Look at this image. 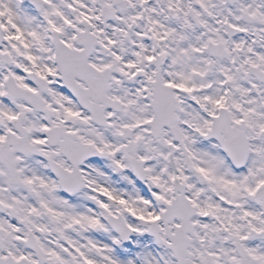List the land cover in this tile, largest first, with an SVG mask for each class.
I'll return each mask as SVG.
<instances>
[{
    "label": "snow or ice",
    "instance_id": "6c2138e0",
    "mask_svg": "<svg viewBox=\"0 0 264 264\" xmlns=\"http://www.w3.org/2000/svg\"><path fill=\"white\" fill-rule=\"evenodd\" d=\"M0 264H264V0H0Z\"/></svg>",
    "mask_w": 264,
    "mask_h": 264
}]
</instances>
